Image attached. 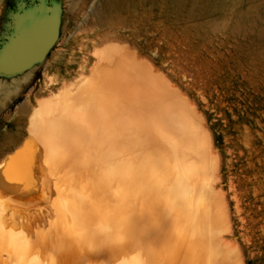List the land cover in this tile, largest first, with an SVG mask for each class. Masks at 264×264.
<instances>
[{
    "label": "bare ground",
    "instance_id": "obj_1",
    "mask_svg": "<svg viewBox=\"0 0 264 264\" xmlns=\"http://www.w3.org/2000/svg\"><path fill=\"white\" fill-rule=\"evenodd\" d=\"M125 50L109 46L98 77L45 84L0 165V264H243L202 115ZM17 84H0L2 105Z\"/></svg>",
    "mask_w": 264,
    "mask_h": 264
},
{
    "label": "rangeland",
    "instance_id": "obj_2",
    "mask_svg": "<svg viewBox=\"0 0 264 264\" xmlns=\"http://www.w3.org/2000/svg\"><path fill=\"white\" fill-rule=\"evenodd\" d=\"M41 2L58 9L56 53L20 73L0 71V84L22 87L0 102V165L26 138L47 82L59 93L78 77H98L90 69L109 46L128 59L136 52L142 72L175 86L202 115L232 200V239L243 264H264V0H130L115 12L113 0H0V50L16 15ZM116 12L123 22L112 29ZM109 35L116 39L104 43Z\"/></svg>",
    "mask_w": 264,
    "mask_h": 264
},
{
    "label": "water",
    "instance_id": "obj_3",
    "mask_svg": "<svg viewBox=\"0 0 264 264\" xmlns=\"http://www.w3.org/2000/svg\"><path fill=\"white\" fill-rule=\"evenodd\" d=\"M15 18V31L0 50V71L9 75L52 59L59 39L56 8L41 2L18 13Z\"/></svg>",
    "mask_w": 264,
    "mask_h": 264
}]
</instances>
